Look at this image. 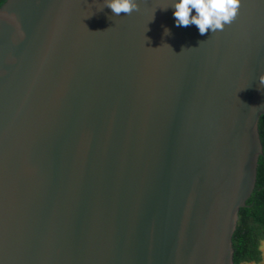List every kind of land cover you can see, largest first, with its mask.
<instances>
[{
    "label": "water",
    "instance_id": "1",
    "mask_svg": "<svg viewBox=\"0 0 264 264\" xmlns=\"http://www.w3.org/2000/svg\"><path fill=\"white\" fill-rule=\"evenodd\" d=\"M106 2L0 7V264H235L264 153V0L205 35L173 0Z\"/></svg>",
    "mask_w": 264,
    "mask_h": 264
},
{
    "label": "clouds",
    "instance_id": "2",
    "mask_svg": "<svg viewBox=\"0 0 264 264\" xmlns=\"http://www.w3.org/2000/svg\"><path fill=\"white\" fill-rule=\"evenodd\" d=\"M242 0H173L171 8H174L173 16L176 27L196 25L199 33L205 35L211 30L215 33L223 30L237 17ZM106 7L119 16L139 11L138 0H107ZM168 8H164L167 10ZM195 10V15H193ZM155 19V14L150 22ZM149 22V23H150ZM170 29H165L168 34ZM264 83V76L259 77Z\"/></svg>",
    "mask_w": 264,
    "mask_h": 264
},
{
    "label": "trees",
    "instance_id": "3",
    "mask_svg": "<svg viewBox=\"0 0 264 264\" xmlns=\"http://www.w3.org/2000/svg\"><path fill=\"white\" fill-rule=\"evenodd\" d=\"M6 0H0V7ZM264 146V115L259 121ZM264 243V153L260 156L256 187L239 211L233 236L235 264H262Z\"/></svg>",
    "mask_w": 264,
    "mask_h": 264
},
{
    "label": "rangeland",
    "instance_id": "4",
    "mask_svg": "<svg viewBox=\"0 0 264 264\" xmlns=\"http://www.w3.org/2000/svg\"><path fill=\"white\" fill-rule=\"evenodd\" d=\"M262 249H263V261H262V264H264V243H263Z\"/></svg>",
    "mask_w": 264,
    "mask_h": 264
},
{
    "label": "snow or ice",
    "instance_id": "5",
    "mask_svg": "<svg viewBox=\"0 0 264 264\" xmlns=\"http://www.w3.org/2000/svg\"><path fill=\"white\" fill-rule=\"evenodd\" d=\"M243 7V3H241V8Z\"/></svg>",
    "mask_w": 264,
    "mask_h": 264
}]
</instances>
